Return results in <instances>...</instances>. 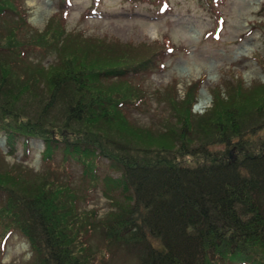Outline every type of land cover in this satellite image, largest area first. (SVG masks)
Instances as JSON below:
<instances>
[{
  "label": "trees",
  "instance_id": "obj_1",
  "mask_svg": "<svg viewBox=\"0 0 264 264\" xmlns=\"http://www.w3.org/2000/svg\"><path fill=\"white\" fill-rule=\"evenodd\" d=\"M67 7L57 0L61 22ZM7 15L0 134L9 144L23 135L24 154L29 138H39L43 166L31 171L0 155V245L13 231L23 236L32 254L26 264H105L100 255L118 246L137 264H264V83L254 81L246 95L231 77L196 114L200 79L181 96L174 79L171 87H141L172 46L166 36L149 58L121 60L108 55L110 42L73 53L61 24L32 29L23 0H0V18ZM262 51L253 58L264 70ZM147 102L154 117L130 119L128 111ZM96 188L110 207L101 217L86 207Z\"/></svg>",
  "mask_w": 264,
  "mask_h": 264
},
{
  "label": "rangeland",
  "instance_id": "obj_2",
  "mask_svg": "<svg viewBox=\"0 0 264 264\" xmlns=\"http://www.w3.org/2000/svg\"><path fill=\"white\" fill-rule=\"evenodd\" d=\"M262 1L224 0L219 6L224 22L216 43L208 39L198 41L203 30L211 23L207 11L197 0H168L169 7L166 9L161 5L151 6L145 1L130 3L123 0H102L100 6L90 13L83 12L89 0H70V6L62 15V22L58 15L54 16L57 10L55 0H25L24 6L25 22L32 29L41 31L49 21L53 27L61 24L65 46L68 50H73V53L79 52V47L89 45L86 43L100 41L101 45L111 43L109 56L117 53L119 58L129 56L128 60L133 57L145 60L160 45L157 44L160 43L159 39L163 35L169 36L175 44L173 53L163 60L161 68H152L142 76V88L151 90L153 87H171L174 79L177 84H174L173 89L181 96L190 81L202 77L197 99L192 107L199 114L212 105L210 93L216 92V88L224 93L227 83H223L231 77L237 76L240 79L239 83L242 82L246 95H249L254 81L264 83V72L252 57L254 49L260 46L258 31L254 30L251 34L236 39L238 34L246 30L248 22L262 19L256 12ZM7 17L12 18L10 15ZM5 19L7 20L6 17L0 18V31H3ZM262 20L264 21V17ZM80 36L85 41L81 42ZM31 56V60L40 58L38 54ZM50 59V56H46L41 61L46 65ZM242 91L244 90L239 93ZM33 97L36 99L37 95ZM221 97L224 99L225 96L221 94ZM155 109L153 102H147L145 109H131L127 114L133 121L145 124L148 117H154ZM23 140V135L13 134L9 144L6 135L0 134V155L8 163L21 161L29 170L38 172L43 166L40 158L43 143L39 138H29V151L24 154ZM76 167L71 165L74 177L78 173ZM91 193L94 197L86 207L97 208V217H101L110 207L97 188ZM93 242L100 243L98 239ZM29 257L26 239L13 231L0 249V264H26ZM100 258L105 264H137L136 256L125 252L123 246L108 250L107 255L102 254Z\"/></svg>",
  "mask_w": 264,
  "mask_h": 264
}]
</instances>
